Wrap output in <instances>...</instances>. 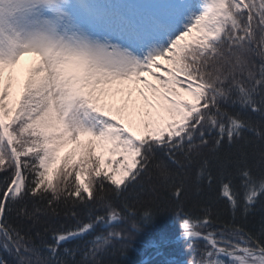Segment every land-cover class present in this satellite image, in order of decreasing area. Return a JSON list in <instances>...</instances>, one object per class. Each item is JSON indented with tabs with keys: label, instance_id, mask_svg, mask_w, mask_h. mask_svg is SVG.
<instances>
[{
	"label": "snow or ice",
	"instance_id": "6c2138e0",
	"mask_svg": "<svg viewBox=\"0 0 264 264\" xmlns=\"http://www.w3.org/2000/svg\"><path fill=\"white\" fill-rule=\"evenodd\" d=\"M161 190L187 264H264V0H0V264H102Z\"/></svg>",
	"mask_w": 264,
	"mask_h": 264
},
{
	"label": "trees",
	"instance_id": "16d2710c",
	"mask_svg": "<svg viewBox=\"0 0 264 264\" xmlns=\"http://www.w3.org/2000/svg\"><path fill=\"white\" fill-rule=\"evenodd\" d=\"M160 158L168 162L163 154H160ZM194 180L193 173V184L183 201L185 208L206 203L204 196L197 194ZM152 182L154 181H147L146 178V183ZM206 186L205 182L201 187L206 189ZM138 190L139 188H137ZM209 206L212 207L213 211L220 212L223 219L228 221L232 219L231 210L223 202H216ZM146 212L149 213L147 217L145 216ZM262 222H264V206L259 204L247 220L240 218L237 220V223H244L252 231H258ZM25 223L27 226L28 222ZM71 223V218L65 217L63 213L59 217H41L40 222L31 229V232L35 236V233L39 231L44 241L51 243V232L45 233L44 229L58 228L61 224L70 225ZM180 223L181 217L177 215V204L170 193L161 190L157 194L145 195L141 202L136 205L135 216L128 220L124 226L127 239L115 243L114 247L110 248L99 259L102 264H138L153 247L179 236ZM101 231L103 230L98 229L94 235H98ZM93 238V235L85 236L83 239L72 241L65 246L84 248ZM36 243L41 244V239L36 238ZM0 257L12 261V257L2 251H0ZM80 258L79 255L75 257L76 260ZM190 258L191 254L186 250L184 242L180 241L155 249L144 264H187ZM65 259L71 258L65 257Z\"/></svg>",
	"mask_w": 264,
	"mask_h": 264
},
{
	"label": "water",
	"instance_id": "95a60500",
	"mask_svg": "<svg viewBox=\"0 0 264 264\" xmlns=\"http://www.w3.org/2000/svg\"><path fill=\"white\" fill-rule=\"evenodd\" d=\"M180 241H182L181 240V238H180V235L179 236H177V237H175L174 239H171V240H168V241H166L165 243H163V244H161V245H157V246H155V247H153L150 251H149V253L138 263V264H144V263H146L147 262V260H148V257H149V255H150V253L152 252V251H154L155 249H157V248H160V247H162V246H164V245H167V244H170V243H174V242H180Z\"/></svg>",
	"mask_w": 264,
	"mask_h": 264
},
{
	"label": "rangeland",
	"instance_id": "374dc122",
	"mask_svg": "<svg viewBox=\"0 0 264 264\" xmlns=\"http://www.w3.org/2000/svg\"><path fill=\"white\" fill-rule=\"evenodd\" d=\"M34 59H35V58H33V57H26V58L24 59L23 63H24L25 66L27 67V66L30 65V63H31ZM136 99L139 100L138 97H136ZM139 130H140V128L137 126V131H139ZM71 147H72V146L69 145L68 147H66L65 149H63L62 152H61V155H62V156L65 155L68 151L71 150Z\"/></svg>",
	"mask_w": 264,
	"mask_h": 264
}]
</instances>
